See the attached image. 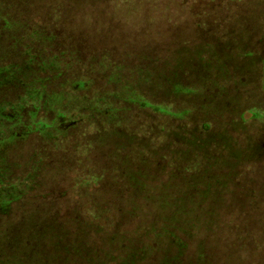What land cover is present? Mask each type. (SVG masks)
<instances>
[{
	"label": "trees",
	"instance_id": "trees-1",
	"mask_svg": "<svg viewBox=\"0 0 264 264\" xmlns=\"http://www.w3.org/2000/svg\"><path fill=\"white\" fill-rule=\"evenodd\" d=\"M195 1L202 5L196 26L216 46L211 78L206 73L182 83L173 73L162 85L149 74L100 98L52 93L46 99L21 82L17 68L0 67V151L31 139L45 151H62L63 160L66 150L38 138L56 146L72 136L76 144H90L86 155L111 147L141 161L153 184L139 181L132 198L122 185L121 214L115 212L122 207L91 199L93 213L68 219L65 194L45 190L30 173L7 180L0 161V264H200L199 176L210 177L211 165L229 161L264 166V0ZM4 86L11 88L8 98H2ZM44 98L55 108L45 109ZM205 110L221 116L197 115ZM129 118L139 128L128 127Z\"/></svg>",
	"mask_w": 264,
	"mask_h": 264
},
{
	"label": "rangeland",
	"instance_id": "rangeland-1",
	"mask_svg": "<svg viewBox=\"0 0 264 264\" xmlns=\"http://www.w3.org/2000/svg\"><path fill=\"white\" fill-rule=\"evenodd\" d=\"M0 4V67L17 68L21 82L43 91L46 99L52 93L100 98L132 87L149 74L162 85L173 73L185 83L215 73L218 65L216 46L196 26L202 5L195 0H0ZM9 89L2 87V98L10 97ZM44 101L48 111L55 108ZM200 113L219 115L213 110ZM129 119L128 127L139 128ZM80 124L69 134L81 129ZM71 138H61L56 146L38 138L43 146L66 150L63 160L57 156L62 151H45L35 140L7 144L0 151L5 177L13 181L30 173L36 184L48 186L45 190L62 192V213L68 219L93 213L91 199L122 207L124 184L127 189L122 192L128 198L139 181L153 186L141 161L111 147L86 155L82 150L90 144H76ZM210 175L202 173L197 182L200 264H264V166L229 161L211 165Z\"/></svg>",
	"mask_w": 264,
	"mask_h": 264
}]
</instances>
